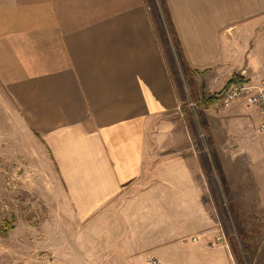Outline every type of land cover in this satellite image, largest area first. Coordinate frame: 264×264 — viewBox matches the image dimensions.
<instances>
[{
  "label": "crops",
  "instance_id": "0c3cea01",
  "mask_svg": "<svg viewBox=\"0 0 264 264\" xmlns=\"http://www.w3.org/2000/svg\"><path fill=\"white\" fill-rule=\"evenodd\" d=\"M158 2L0 0V79L59 178L49 256L33 264H145L150 255L220 264L232 258L225 239L212 245L227 228L223 215L240 229L258 219L264 230L258 108L236 100L206 110L200 155L156 148L182 135ZM161 2L181 61L207 88L233 78L262 85L264 0Z\"/></svg>",
  "mask_w": 264,
  "mask_h": 264
},
{
  "label": "rangeland",
  "instance_id": "374dc122",
  "mask_svg": "<svg viewBox=\"0 0 264 264\" xmlns=\"http://www.w3.org/2000/svg\"><path fill=\"white\" fill-rule=\"evenodd\" d=\"M157 10L164 21L171 57L175 59L174 74L182 102L173 115L182 135L172 148H156L160 153L174 151L177 154H187L189 148H194L200 155V151L207 148L209 138L204 122L206 110L221 106L220 96L229 84L221 90L211 91L206 80L204 84L200 76L187 71L177 42L169 31L167 12L161 0ZM212 96H215V102H207ZM163 122L161 119L156 125H163ZM58 189V173L47 144L31 127L29 119L19 110L0 79V264H33L49 256L47 245L51 231L48 225L56 215ZM215 200L221 220L222 200ZM229 216L230 223L223 215L222 221L227 228L222 231L232 258L220 264H264L260 252L263 241L260 236L264 235V230L258 219L253 217L254 220L246 224L250 228L240 229L232 220L233 216ZM190 245V242L185 243V247ZM190 264L211 263L206 259Z\"/></svg>",
  "mask_w": 264,
  "mask_h": 264
},
{
  "label": "built area",
  "instance_id": "2783aa9c",
  "mask_svg": "<svg viewBox=\"0 0 264 264\" xmlns=\"http://www.w3.org/2000/svg\"><path fill=\"white\" fill-rule=\"evenodd\" d=\"M240 80L230 83L220 96L222 107H229L233 101L242 100L248 106H253L259 110V122L256 125V132L264 134V82L262 85H255L249 80L239 78ZM224 233L218 235L213 244H224ZM16 264H25L18 262ZM145 264H167L160 258L150 255L146 258Z\"/></svg>",
  "mask_w": 264,
  "mask_h": 264
},
{
  "label": "trees",
  "instance_id": "16d2710c",
  "mask_svg": "<svg viewBox=\"0 0 264 264\" xmlns=\"http://www.w3.org/2000/svg\"><path fill=\"white\" fill-rule=\"evenodd\" d=\"M167 23L169 24V27H170V30L169 31H170V33L172 35L173 40L177 42V37L175 35V31H174V28H173V24H172V21H171L170 17L168 16V13H167ZM177 45H178V42H177ZM238 80H240V79L239 78H233V79H231L228 82V84H230L232 82H235V81H238ZM215 100H216L215 99V96H212V97H210V98L207 99V102L208 101L209 102H215Z\"/></svg>",
  "mask_w": 264,
  "mask_h": 264
}]
</instances>
